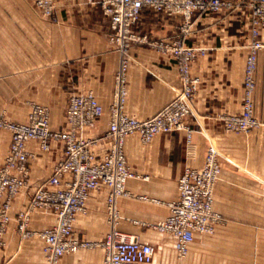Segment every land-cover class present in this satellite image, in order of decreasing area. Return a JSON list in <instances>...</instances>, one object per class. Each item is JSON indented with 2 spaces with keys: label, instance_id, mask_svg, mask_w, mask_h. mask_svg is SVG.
Instances as JSON below:
<instances>
[{
  "label": "crops",
  "instance_id": "obj_1",
  "mask_svg": "<svg viewBox=\"0 0 264 264\" xmlns=\"http://www.w3.org/2000/svg\"><path fill=\"white\" fill-rule=\"evenodd\" d=\"M236 2V0H231ZM97 0H55L57 22L43 18L33 0H0V113L14 122H25L30 102L50 109V127L65 126L71 92L91 91L104 108L87 137L98 141V159L110 149L106 136L108 107L120 56L108 39L109 21ZM188 45L205 49L191 66L200 78L193 112L185 123L193 129L188 144L185 132L158 134L144 144L136 134L126 137L128 166L138 177L129 178L130 194L118 197L116 229L153 247L151 264H264V46L258 52L253 93V114L258 126L247 133L224 131L219 116L242 111L243 70L248 50L250 11L246 7L195 15ZM180 16L143 9L134 30L153 39L168 40L178 33ZM260 38L264 45V29ZM181 87L175 61L148 45L130 50L126 112L138 119L158 113ZM9 133L0 132V166L9 148ZM219 153L221 172L213 192V209L224 221L212 234H195L187 255L179 261L174 237L155 229L168 215L166 203L178 197L177 180L186 166H201L207 147ZM27 187L12 201V220L0 244V264H47L44 241L33 235L22 238L15 217L26 209L36 188L48 180L62 159V143L42 151L34 140ZM107 187L90 193L86 210L77 215L74 236L87 242L104 240L110 228ZM54 223L50 208L30 213L28 229H47ZM100 246L82 248L60 257L59 264H103Z\"/></svg>",
  "mask_w": 264,
  "mask_h": 264
},
{
  "label": "built area",
  "instance_id": "obj_2",
  "mask_svg": "<svg viewBox=\"0 0 264 264\" xmlns=\"http://www.w3.org/2000/svg\"><path fill=\"white\" fill-rule=\"evenodd\" d=\"M43 18L57 22L55 0H33ZM103 15L109 21L108 39L118 51L120 61L114 74L112 101L108 107L109 123L106 136L110 149L98 159L95 147L98 141L85 135L102 116L104 108L95 94L71 92L65 112V126L60 130L50 127L49 107L30 102L25 122L8 120L0 113V132L9 133V148L0 166V244L8 223L12 220L10 209L16 195L28 185V160L33 155L27 149L34 140L42 151L51 149L53 142H61L63 157L53 166L51 177L37 186L29 206L15 217L16 231L22 238L33 235L44 241L42 253L47 264H59L65 254L82 248L100 246L104 250L103 264H151L153 247L116 229L118 197L130 195L126 181L138 177L128 166L124 152L127 136L136 134L146 144L158 134L175 130L185 132L191 142L193 129L185 119L193 112V101L200 78L191 74V66L205 49L188 45L193 17L218 13L223 9L246 7L250 11L248 50L243 70L242 111L219 116L224 131L247 133L258 126L253 114V93L258 52L263 48L260 38L264 29V0H97ZM143 9H151L166 16H180L178 33L168 40L153 39L134 30ZM148 45L156 52L175 61L181 87L175 97L158 113L147 119L130 116L125 109L127 72L130 50L137 45ZM221 165L219 153L213 144L207 147L201 166H186L177 180L178 197L166 203L168 215L155 225V229L174 237V248L181 261L189 251L195 234H212L223 217L213 209V192L219 179ZM107 187V211L110 225L104 240L81 241L74 236V223L78 214L85 212L90 193ZM50 208L54 223L42 231L28 229L30 213L34 208Z\"/></svg>",
  "mask_w": 264,
  "mask_h": 264
},
{
  "label": "rangeland",
  "instance_id": "obj_3",
  "mask_svg": "<svg viewBox=\"0 0 264 264\" xmlns=\"http://www.w3.org/2000/svg\"><path fill=\"white\" fill-rule=\"evenodd\" d=\"M4 115V114H3ZM5 116V115H4Z\"/></svg>",
  "mask_w": 264,
  "mask_h": 264
}]
</instances>
